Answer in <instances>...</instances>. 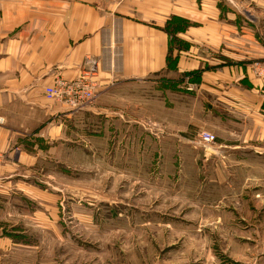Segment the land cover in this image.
<instances>
[{
    "label": "crops",
    "instance_id": "0c3cea01",
    "mask_svg": "<svg viewBox=\"0 0 264 264\" xmlns=\"http://www.w3.org/2000/svg\"><path fill=\"white\" fill-rule=\"evenodd\" d=\"M90 56L104 89L181 76L226 153L264 155V0H0V264L31 251L11 209L47 198L49 165L62 166L106 110L95 101L73 111L47 95Z\"/></svg>",
    "mask_w": 264,
    "mask_h": 264
},
{
    "label": "rangeland",
    "instance_id": "374dc122",
    "mask_svg": "<svg viewBox=\"0 0 264 264\" xmlns=\"http://www.w3.org/2000/svg\"><path fill=\"white\" fill-rule=\"evenodd\" d=\"M188 84L99 90L107 112L49 165L47 198L11 209L31 242L18 264H264V155L226 153Z\"/></svg>",
    "mask_w": 264,
    "mask_h": 264
},
{
    "label": "built area",
    "instance_id": "2783aa9c",
    "mask_svg": "<svg viewBox=\"0 0 264 264\" xmlns=\"http://www.w3.org/2000/svg\"><path fill=\"white\" fill-rule=\"evenodd\" d=\"M257 70L260 76H264V64H258ZM102 84L99 78V60L90 56L85 60L81 73L74 79H56L55 85L47 88V95L51 99H56L70 107L73 111L87 109L97 99ZM188 89L194 90L195 86L189 83ZM202 141L209 145L216 139L214 133L204 131L201 136ZM3 154L0 151V160Z\"/></svg>",
    "mask_w": 264,
    "mask_h": 264
}]
</instances>
